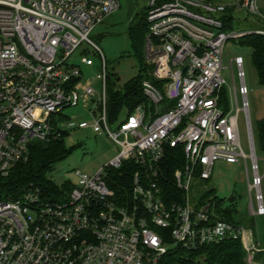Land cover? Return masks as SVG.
<instances>
[{
	"label": "built area",
	"instance_id": "built-area-1",
	"mask_svg": "<svg viewBox=\"0 0 264 264\" xmlns=\"http://www.w3.org/2000/svg\"><path fill=\"white\" fill-rule=\"evenodd\" d=\"M120 7L119 0H0V177L27 162L33 141L59 140L74 130L89 128L119 149L94 176L74 171L77 183L64 201L47 199L32 185L0 197V264H200L203 248L229 240L242 241L251 263L262 249L251 246L248 231L217 219L199 198L218 162L244 163L251 214L264 216L244 59L230 64L231 104L222 77L230 40L264 37L260 0H150L145 63L154 80L142 82L147 103L110 122L106 62L90 35ZM237 22L253 25L236 29ZM80 46L76 62H69ZM91 53L99 58L91 80L99 90L83 84V68L94 65ZM83 100L92 124L63 116ZM241 114L249 155L241 144ZM178 146L184 164L173 178L184 196L168 203L160 166ZM125 168L135 171L130 189L118 194L109 172Z\"/></svg>",
	"mask_w": 264,
	"mask_h": 264
},
{
	"label": "rangeland",
	"instance_id": "rangeland-1",
	"mask_svg": "<svg viewBox=\"0 0 264 264\" xmlns=\"http://www.w3.org/2000/svg\"><path fill=\"white\" fill-rule=\"evenodd\" d=\"M119 1L121 5L120 10L107 18L102 25L98 26L90 35V39L105 58L107 74L112 78L116 77L114 78L116 80L118 78V83L121 85L140 74H142L143 80H154L151 70L149 71L145 63V42L147 35L140 40L136 37L134 43H132L129 37V29L132 22L149 7L150 0ZM260 8L264 14V0H260ZM243 16L246 17V15ZM250 25L253 24L249 22H237L235 23V28L247 30L252 28ZM82 49L83 46H80L68 61L76 62V58H78V54ZM90 55L94 59V65L92 68H83V84L94 80L95 73L99 68L98 54L91 53ZM236 57L244 59L256 155L259 159L260 173L264 175V153L260 149L258 137V124L264 118V87L259 85L253 65L251 49L242 47L238 40H230L225 47L224 69L222 72V77L227 84L229 103L231 104L229 88L233 90L234 85L230 64ZM235 76V86L239 89L241 83L237 77V69H235ZM91 84L96 90H99V82L91 81ZM84 104L83 100L80 106L65 109L63 116L75 123L87 122L88 124H92L91 117L88 115ZM239 105L242 106V99L240 97ZM230 108H232L231 105ZM233 113H236V107L233 109ZM238 121L242 148L249 155V138L243 114L239 116ZM63 142L68 155L53 164L46 172V179L60 193L54 201H64L68 197L72 185H76L77 183L74 171L77 170L84 175L94 176L112 161L119 152L118 146L113 141H110L104 135L94 134L89 128L69 132L64 137ZM207 183L201 182V185L206 186V190L210 187L214 188L220 199L229 201L231 198H236L238 208L237 213L234 215L235 221L240 223L249 234L252 233L251 246L257 243L258 247L264 250V217H256L251 214L247 172L244 163L229 165L224 162H218L215 166L212 180L209 184ZM201 190L204 191L205 187L201 188ZM51 199H54V197ZM253 223L256 229L255 232L252 226H250ZM166 246L167 248L172 247L170 243ZM254 258L251 263L247 261L248 264H264V262L255 261Z\"/></svg>",
	"mask_w": 264,
	"mask_h": 264
},
{
	"label": "trees",
	"instance_id": "trees-1",
	"mask_svg": "<svg viewBox=\"0 0 264 264\" xmlns=\"http://www.w3.org/2000/svg\"><path fill=\"white\" fill-rule=\"evenodd\" d=\"M232 15L233 10H229L228 15H226L227 24L232 21ZM144 17L145 14L138 16L129 29V37L132 43H134L136 37L140 40L142 37L145 38L149 32ZM239 42L242 47L251 49L253 65L259 85L264 87V37L252 35L241 39ZM114 78L107 74V115L110 122L118 118L127 117L130 113L134 112L139 105L147 103V99L142 91V74L123 85L118 83V78L117 80ZM66 135L67 133L64 134V137ZM258 137L260 149L264 153V118L258 124ZM63 139L64 138L50 142H32L29 146L27 162L17 164L7 176L0 177V197L18 196L23 190L32 185L40 189L43 197L55 200L60 193L59 190L46 179V172L53 164L64 159L68 155V151L64 147ZM183 164V148L181 146L169 148L166 158L160 166L164 174L162 188L164 197L168 203L171 202L172 199L181 200L184 196L183 192L176 187L173 178L174 171ZM134 171L133 168H125V170L120 172H109V185L117 190L118 194L128 191ZM211 180L212 178L207 181V184H209ZM203 187H205V190H201V196L199 198L201 208L210 205V210L216 214L217 219L241 226L234 218L238 208L236 198H231L229 201L222 200L217 196L214 188L210 187L206 190L207 187L201 185V188ZM53 197L54 199H51ZM250 226H252L255 232L254 223ZM199 254L204 257L201 259L200 264H248V255L241 240H229L217 245H211L203 248ZM254 260L264 262V252L256 254Z\"/></svg>",
	"mask_w": 264,
	"mask_h": 264
},
{
	"label": "crops",
	"instance_id": "crops-1",
	"mask_svg": "<svg viewBox=\"0 0 264 264\" xmlns=\"http://www.w3.org/2000/svg\"><path fill=\"white\" fill-rule=\"evenodd\" d=\"M120 8H121V7H120ZM147 10H148V8L145 9L144 12H142V14H145V17H144L145 19H146ZM140 15H141V14H140ZM140 15H139V16H140ZM134 20H135V19H134ZM133 22H134V21H133ZM133 22H132V24H133ZM132 24H131V25H132ZM130 27H131V26H130ZM253 216H254V215H253ZM256 217H258V216H256ZM261 217H264V216H261ZM250 230H251V229H250ZM250 235H251V238H252V236H253L252 233H250ZM256 244H257V243H256ZM263 252H264V250H262V252H260V253H263ZM258 254H259V253H258Z\"/></svg>",
	"mask_w": 264,
	"mask_h": 264
}]
</instances>
